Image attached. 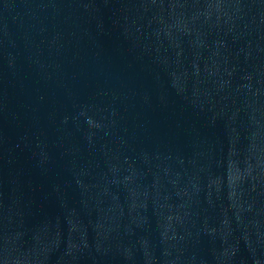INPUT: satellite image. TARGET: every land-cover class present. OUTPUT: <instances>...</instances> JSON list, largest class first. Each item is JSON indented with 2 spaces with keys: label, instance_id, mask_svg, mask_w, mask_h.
Returning a JSON list of instances; mask_svg holds the SVG:
<instances>
[{
  "label": "water",
  "instance_id": "water-1",
  "mask_svg": "<svg viewBox=\"0 0 264 264\" xmlns=\"http://www.w3.org/2000/svg\"><path fill=\"white\" fill-rule=\"evenodd\" d=\"M0 264H264V0H0Z\"/></svg>",
  "mask_w": 264,
  "mask_h": 264
}]
</instances>
